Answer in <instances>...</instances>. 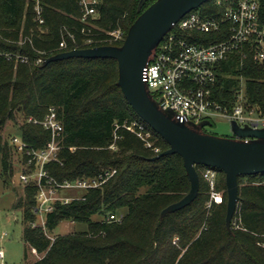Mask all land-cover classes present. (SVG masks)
Listing matches in <instances>:
<instances>
[{
    "label": "trees",
    "instance_id": "1",
    "mask_svg": "<svg viewBox=\"0 0 264 264\" xmlns=\"http://www.w3.org/2000/svg\"><path fill=\"white\" fill-rule=\"evenodd\" d=\"M139 2L100 0L97 17L84 24L79 0H43L45 24L39 25L31 0H0V155L5 184L15 174L14 147L2 133L6 124H17L22 116L24 122L16 125L18 135L42 149L51 133L28 119H44L52 106L63 124L64 141L60 160L46 165L48 173L61 183L116 170L100 187L65 189V196L79 198L56 202L44 227H33L38 187H24L15 204L23 212V239L39 254L36 264H264V174L239 177L240 204L232 231L226 226L225 174L217 170L216 189L223 200L209 206L206 166H196L200 177L196 199L161 219L164 208L189 192L190 179L178 154L154 159L169 145L126 100L117 84V60L75 57L42 65L45 58L74 48L122 45L130 26L155 0H148L141 12ZM194 11L219 17L223 7L208 0ZM259 16L264 25V0ZM118 31L123 36L116 39L112 33ZM183 36L207 43L219 39L213 33ZM64 40L67 47L61 48ZM243 83L248 105L258 106L264 115V62L255 61L249 47L219 64L212 97L232 112ZM135 121L151 132V147L128 129ZM111 215L121 220H112ZM63 222L81 228L54 234Z\"/></svg>",
    "mask_w": 264,
    "mask_h": 264
},
{
    "label": "built area",
    "instance_id": "2",
    "mask_svg": "<svg viewBox=\"0 0 264 264\" xmlns=\"http://www.w3.org/2000/svg\"><path fill=\"white\" fill-rule=\"evenodd\" d=\"M31 1L35 20L39 25L45 24L43 0ZM79 3L82 7L81 21L89 24L90 19L97 17L100 0H79ZM216 3L223 7V13L219 17H205L192 10L173 24L172 30L161 41L154 59L144 67L143 80L162 108L171 110L180 122L200 124L204 121L211 122V117L221 115L240 126L263 128L264 115L259 112L258 106L248 105L244 83L238 91L232 112L223 110L212 97L218 66L231 53L249 47L254 60L264 62V25L261 24L259 16L260 0H216ZM118 32L112 33L116 39H119ZM192 32L213 33L219 35V39L207 43L200 40L189 41L183 36V33ZM69 35L73 41L76 40L74 34ZM66 47L67 41L64 40L61 48ZM245 56L246 53L243 57ZM28 121L41 124L50 131L51 138L46 146L42 149L33 148L20 135H13L10 142L19 158V181L24 187L29 184L38 187L35 211L45 221L56 202L69 203L79 198L65 196L62 193L65 189L97 188L115 174L116 170H108L93 178L58 182L46 169L48 163L60 160L63 148L64 127L58 118L57 109L52 106L44 119L30 117ZM128 129L136 131L146 141L147 146H152L149 140L151 132L143 123L135 121ZM112 148L115 146L112 145ZM154 150L160 151L159 148ZM203 176L211 188L209 206L212 202L221 203L223 195L216 189L218 171L207 167L203 170ZM110 219L120 221L121 216L111 215ZM45 221L41 224L36 221L33 227H44ZM0 264H11L6 259L4 249H0Z\"/></svg>",
    "mask_w": 264,
    "mask_h": 264
},
{
    "label": "water",
    "instance_id": "3",
    "mask_svg": "<svg viewBox=\"0 0 264 264\" xmlns=\"http://www.w3.org/2000/svg\"><path fill=\"white\" fill-rule=\"evenodd\" d=\"M148 0H140L141 12ZM208 0H155L142 11L130 26L120 46L103 45L74 48L45 58L42 65L69 58H112L118 62L120 86L126 100L136 114L169 145L154 159L168 154L182 157L191 187L179 201L161 212L167 214L190 205L198 196L200 177L196 166L214 168L225 174L228 193L226 226L232 231V221L240 204L239 177L264 174V127L240 126L232 121V136H219L205 130L211 122L200 124L180 122L171 110H164L151 94L142 72L154 59L157 49L172 30L173 24Z\"/></svg>",
    "mask_w": 264,
    "mask_h": 264
},
{
    "label": "rangeland",
    "instance_id": "4",
    "mask_svg": "<svg viewBox=\"0 0 264 264\" xmlns=\"http://www.w3.org/2000/svg\"><path fill=\"white\" fill-rule=\"evenodd\" d=\"M117 35L119 36L118 38H122L123 32L120 31ZM210 120L211 125H206L205 127V130L209 133L219 136L233 135L231 120L221 115L213 116ZM22 122H24L22 116L18 117L17 124L9 121L2 132L4 138L10 139L13 135H18L16 125ZM13 159L15 163V174L11 183L5 184L1 174L2 161L0 155V249H4L6 259L11 264H36L40 256L26 245L23 239V212L20 208L15 207L18 197L24 195V186L19 181V158L15 151H13ZM43 221H45V218L38 216L37 222L41 224ZM80 228L81 226L79 224L63 222L54 230V234H64ZM4 234L6 235L4 236ZM50 236L54 237L55 235L50 234Z\"/></svg>",
    "mask_w": 264,
    "mask_h": 264
}]
</instances>
